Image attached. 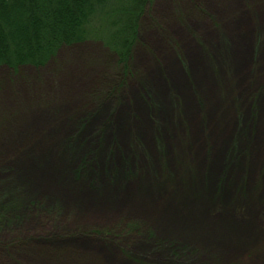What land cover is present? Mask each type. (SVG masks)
Segmentation results:
<instances>
[{
	"label": "rangeland",
	"instance_id": "1",
	"mask_svg": "<svg viewBox=\"0 0 264 264\" xmlns=\"http://www.w3.org/2000/svg\"><path fill=\"white\" fill-rule=\"evenodd\" d=\"M164 1L0 67V264H264V0Z\"/></svg>",
	"mask_w": 264,
	"mask_h": 264
},
{
	"label": "trees",
	"instance_id": "2",
	"mask_svg": "<svg viewBox=\"0 0 264 264\" xmlns=\"http://www.w3.org/2000/svg\"><path fill=\"white\" fill-rule=\"evenodd\" d=\"M149 0H0V67H40L58 49L102 42L117 58L118 78L129 72L139 15ZM110 90V89H109ZM17 221H20L19 218Z\"/></svg>",
	"mask_w": 264,
	"mask_h": 264
},
{
	"label": "bare ground",
	"instance_id": "3",
	"mask_svg": "<svg viewBox=\"0 0 264 264\" xmlns=\"http://www.w3.org/2000/svg\"><path fill=\"white\" fill-rule=\"evenodd\" d=\"M165 3H164V9H167V7H168V1L166 0V1H164ZM169 8V7H168ZM168 10V9H167ZM166 10V11H167ZM169 11V10H168ZM167 11V12H168ZM166 12V13H167ZM169 13V12H168ZM173 21V20H172ZM172 21H170L171 23H174V22H172ZM169 22V23H170ZM172 27H173V24L171 25ZM174 29H175V32L178 34V35H180L181 37H184V33H183V31L181 30V29H179V28H177V27H173ZM213 35V34H212ZM152 41H153V43L156 45V46H158L160 49L163 47L162 46V44L160 43V41L157 39V38H155L154 37V35H152ZM147 61V58L146 57H140L139 58V62H141V63H145ZM79 71L77 70V72L76 73H78ZM86 73H87V71H85ZM64 77V76H63ZM62 77V81L64 80V78ZM79 100L80 99H73L72 100V102H71V104H77L78 102H79ZM82 100V99H81ZM11 148H12V146L10 145L9 146V150H11ZM35 254V253H34ZM35 256H36V254L33 256V257H31V258H35ZM41 258V257H40ZM39 257H36L34 260H38V261H40L41 259H40ZM96 261V259H94V258H92V262H95Z\"/></svg>",
	"mask_w": 264,
	"mask_h": 264
}]
</instances>
